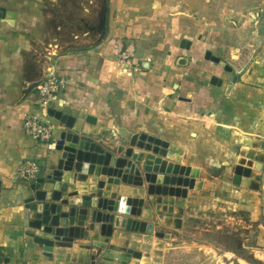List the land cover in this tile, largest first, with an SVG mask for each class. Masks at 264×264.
<instances>
[{"label": "crops", "instance_id": "0c3cea01", "mask_svg": "<svg viewBox=\"0 0 264 264\" xmlns=\"http://www.w3.org/2000/svg\"><path fill=\"white\" fill-rule=\"evenodd\" d=\"M1 10L15 18L11 24L0 21V264H53L39 242L46 234L27 226L25 213L38 202L39 192L46 194L48 202L55 190L46 173L57 169L65 156L52 148L68 130L62 116L76 120L73 132L109 152L129 145L135 135L181 139L179 123L195 118L209 121L202 130L228 143L233 140L234 146L248 136V123L254 119V144L264 143V48L254 55L253 72L241 75L235 85L188 70L192 63L204 62L199 49L213 43L231 47L242 17L258 16L264 11V0H109L107 35L100 44L95 43L98 34L88 29L98 19V0H0ZM214 16L224 18L215 23ZM258 28L254 21L248 30L263 36ZM118 40L126 50L136 51L134 73L116 61ZM184 40L190 42L189 49L182 48ZM54 75L64 78L66 87L45 109L38 104L37 85ZM198 81L207 87L188 93L189 84ZM28 115L55 128L51 142L25 133ZM88 118L94 122H87ZM195 133L199 139L201 134ZM190 148L196 160L211 161L210 150L199 140ZM180 150L185 151L183 145ZM26 161L40 167L37 178L18 175ZM262 175L264 171L254 172L255 178ZM199 183L203 189L204 182ZM146 213L143 216L151 218ZM118 236L110 244L119 243L122 233ZM77 251L78 261L91 255Z\"/></svg>", "mask_w": 264, "mask_h": 264}, {"label": "rangeland", "instance_id": "374dc122", "mask_svg": "<svg viewBox=\"0 0 264 264\" xmlns=\"http://www.w3.org/2000/svg\"><path fill=\"white\" fill-rule=\"evenodd\" d=\"M101 9L102 0H98V19L92 21L95 26L97 24L99 26ZM223 18L213 17L215 23ZM254 21L264 26V11L258 16L250 13L242 17V21L233 31L234 43L231 47L224 48L213 43L208 48L199 49L198 54L204 56L202 59L204 62L192 63L188 70L191 73H201L202 77L218 76L224 79L227 85L240 83L241 75L253 72L251 66L254 64V55L264 48V35L261 36L258 31L254 33L248 30ZM118 41L116 61L125 70L131 68L130 71L134 73L132 67L136 66L133 63V54L136 51L126 50L125 43ZM209 53L212 57L219 58L221 63L213 62L211 56L208 58ZM206 85H208L206 82L198 81L194 86L189 84L187 91L193 93L206 88ZM184 99L189 100L187 96ZM195 119L197 121L179 123L182 126L181 139H160L147 134L135 135L144 137V139L139 138L140 141L151 147L138 148L139 152L145 153L143 160L138 164L143 168L148 154H154L162 160L166 159L178 165L180 172L183 170V175L178 177L184 184H161L159 186L165 188L166 193H156L151 196L147 193L150 185L148 183L142 188H124L122 194L142 200V214L147 212L151 218L143 215L122 216L117 212L118 216L128 218L138 227L131 231L122 229L119 232L115 231L110 239L122 233L121 241L104 243L105 249L101 250L100 254L98 243L89 241L90 245L97 246H93L90 253L97 264H124L121 259L124 253L122 251L130 248L138 252L142 251L143 256L149 259L148 264H264V176L255 178L254 168H251L250 178H239L234 173L240 153L254 151V119L248 123L249 126L251 125L248 129L249 133L246 134L248 136L239 138V145L235 146L233 140L228 143L221 137L202 130L203 124H208L209 121ZM195 132L202 136L200 135L198 139L194 135L197 134ZM198 140L210 150L212 156L210 162L205 159L198 161L196 156L192 155L190 147L196 145ZM181 145L186 152L182 150L178 155L179 159H167L159 154L160 149L178 154L176 152L181 149ZM122 147L115 153L129 158L127 150L137 149L131 146V140L129 145L125 144ZM192 169L198 170L196 181L187 175ZM192 180L196 184L200 181L204 182V188H190ZM132 194L136 197L131 196ZM135 245L137 247H134ZM145 246H148V249ZM107 254L109 261L104 260ZM218 256L221 257L220 260Z\"/></svg>", "mask_w": 264, "mask_h": 264}, {"label": "water", "instance_id": "95a60500", "mask_svg": "<svg viewBox=\"0 0 264 264\" xmlns=\"http://www.w3.org/2000/svg\"><path fill=\"white\" fill-rule=\"evenodd\" d=\"M108 16L109 0H102L99 26L97 24L95 27H88L90 31L98 34L96 44L102 43L106 38ZM14 18L15 14L5 10L0 11V21L7 19L6 21L11 24ZM258 29L264 33V26L259 24ZM182 48L189 49L190 42L184 40ZM212 61L221 63L216 57H212ZM49 78L40 82L37 87ZM61 122L68 130L61 133L60 140L53 144L52 148L65 152V156L58 161L57 169H50L46 173L47 180L54 182L55 190L50 196V202H47L45 193L37 194L38 202L27 207L26 225L46 234L39 242L44 245L42 248L44 256L53 264H97L92 254L78 261L77 250L91 253L93 246L96 245L78 244L77 241L87 239L98 243L100 254L101 250L105 249L104 243H108L115 231L128 230L120 227L119 224L129 219L118 216L117 212L122 216L143 215L141 210L143 201L123 195V189L142 188L145 183H148L150 184L148 195L165 194V188L159 185L184 184L178 177L184 172L183 170L180 172V167L172 163L174 171L160 173L154 169L153 164L151 165V162L158 158L154 154L147 155L145 166L142 168L138 163L143 160L145 153L139 152L138 148L147 147L146 143L140 141L144 137L133 136L131 138V146L137 149L127 152L130 158L117 157L114 153L118 150L109 152L91 138L73 132L76 123L74 118L62 116ZM87 122H94V119L88 118ZM251 168L258 172L264 171V143L256 142L252 152H241L234 173L239 178H250ZM196 173L194 177L192 169L187 175L195 180L198 178L197 169ZM195 181L189 187L200 189L201 184H196ZM59 184L63 188L59 187ZM30 214L33 215L32 220H30ZM33 231L31 235L35 236ZM122 252L124 253L121 259L124 264H130L132 260L141 261L143 259L142 252L134 249L130 248ZM108 255L104 256L105 261H109ZM140 264H148V258L144 257Z\"/></svg>", "mask_w": 264, "mask_h": 264}, {"label": "built area", "instance_id": "2783aa9c", "mask_svg": "<svg viewBox=\"0 0 264 264\" xmlns=\"http://www.w3.org/2000/svg\"><path fill=\"white\" fill-rule=\"evenodd\" d=\"M66 87V80L62 77L54 75L48 80L43 82L39 86V106L48 109L55 96ZM55 128L50 125L42 122L37 116L28 115L24 120V131L28 136L44 142L49 143L52 141L53 133ZM40 171V167L35 162L26 161L18 168V175L26 179H35L37 178ZM1 254H0V263H1Z\"/></svg>", "mask_w": 264, "mask_h": 264}, {"label": "bare ground", "instance_id": "6f19581e", "mask_svg": "<svg viewBox=\"0 0 264 264\" xmlns=\"http://www.w3.org/2000/svg\"><path fill=\"white\" fill-rule=\"evenodd\" d=\"M146 148H151L150 145H147ZM155 151H156V148H155ZM180 149H178V154H174V153H171V151H167V150H163V149H160L159 151V154H161V156H164V158H167V159H179V154H180ZM153 164V167L155 170H158L160 173H167L169 171H174V166L172 163H170L168 160L164 159H159L157 158L156 161L154 162H151V165ZM194 170V169H193ZM197 175L196 171L194 170V177ZM162 180V179H161ZM59 187L63 188V186H61L60 184L58 185ZM133 195V194H132ZM134 196V195H133ZM136 196V195H135ZM147 214V213H146ZM147 218V217H146ZM120 227H123V228H126L128 230H133V229H136L138 226L136 225V223L132 222V221H129L127 220L126 222L122 221L120 224H119ZM134 247H137V245H135ZM146 249H148V246H145ZM87 253V251H86ZM85 254V251L84 250H81L80 251V255L83 256ZM218 259L220 260L221 257H218ZM116 261V260H115ZM223 262V260H222ZM117 264H120V263H117Z\"/></svg>", "mask_w": 264, "mask_h": 264}]
</instances>
